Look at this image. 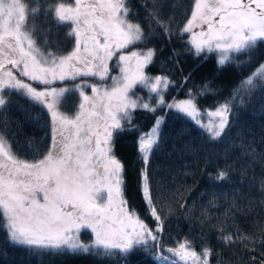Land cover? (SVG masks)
<instances>
[{"label": "snow or ice", "instance_id": "snow-or-ice-1", "mask_svg": "<svg viewBox=\"0 0 264 264\" xmlns=\"http://www.w3.org/2000/svg\"><path fill=\"white\" fill-rule=\"evenodd\" d=\"M40 11V0H0V108L6 105V92H19L47 109L52 130L49 150L33 160L21 159L0 132V227L8 239L37 249L104 256L152 249L159 264H209L210 247L198 253L184 239L174 248H163V209L158 210L154 200L147 167L141 170L140 192L156 228H150L129 208L124 196V165L114 154L113 134L131 124L133 109L156 110L141 97L133 99L132 90L138 84L156 94L157 106L175 108L210 140L220 139L230 126V102L201 111L190 93L188 99L166 104L162 89L168 88V78L145 74L155 50L122 51L145 38L140 24L128 20L127 0H55L46 4L45 16L51 13L58 25H67V35L74 38L73 48L66 54L59 49L42 51L35 23ZM149 16L168 31L156 12ZM181 32L191 35L189 42L197 55L216 53L217 63L224 65L232 61L233 53L250 51L264 42V0H192L190 17ZM48 43L45 36L43 45ZM114 57L118 76H110L109 61ZM109 79L111 84L105 83ZM257 86L264 87V64L241 88L250 93ZM207 88L204 85L201 95ZM72 93L79 95L80 103L75 114L68 115L61 108ZM160 124L158 118L139 138L138 151L145 165L158 145ZM229 178L228 171L216 170L215 180ZM81 230H90L91 243L79 239ZM234 235L247 247L249 237L240 233L219 239L229 245L236 242Z\"/></svg>", "mask_w": 264, "mask_h": 264}, {"label": "trees", "instance_id": "trees-1", "mask_svg": "<svg viewBox=\"0 0 264 264\" xmlns=\"http://www.w3.org/2000/svg\"><path fill=\"white\" fill-rule=\"evenodd\" d=\"M31 3L32 0H29ZM55 0H40L35 18L36 39L42 50L66 54L74 44L67 25H58L43 8ZM34 6V4H33ZM128 20L140 24L145 32L142 43L129 48L155 50L145 73L167 77L163 90L165 103L171 97L191 96L200 110L214 109L230 102V126L220 139L208 134L175 108L153 107L132 110L131 124L113 134V151L124 165V196L150 228L156 221L141 196V170L147 167L157 207L163 209L164 249L177 241L189 240L198 253L212 249L209 264H261L264 261V87L250 93L242 90L244 80L264 64V42L255 49L233 53L232 61L219 65L216 53L196 54L188 33L181 29L191 14L192 0H127ZM156 12L168 31L149 16ZM44 30L43 32L39 30ZM47 37L49 43L43 45ZM60 85V82H56ZM207 85L203 95L201 91ZM33 86L41 87L33 83ZM239 90V95L237 92ZM6 105L0 108V132L21 159L42 158L52 143L51 118L46 108L19 92L5 93ZM75 93L63 101L61 110L73 111ZM161 119L159 142L149 154L147 165L138 151V139ZM217 169L229 172L227 181L214 179ZM2 221V217H0ZM223 230V231H221ZM240 233L245 243L226 245L219 237ZM82 238L89 232L82 230ZM91 243V242H87ZM86 243V244H87ZM163 251V250H162ZM163 254L167 255L166 251ZM152 249L137 248L127 256H104L95 252L71 253L37 249L14 244L0 227V264H159ZM255 257V260L253 259Z\"/></svg>", "mask_w": 264, "mask_h": 264}, {"label": "rangeland", "instance_id": "rangeland-1", "mask_svg": "<svg viewBox=\"0 0 264 264\" xmlns=\"http://www.w3.org/2000/svg\"><path fill=\"white\" fill-rule=\"evenodd\" d=\"M190 17V16H189ZM188 17V18H189ZM199 29H195V31H198ZM188 37H189V40L191 39V35L188 33ZM74 45V44H73ZM193 47V46H192ZM73 48V47H72ZM194 48V47H193ZM72 50V49H71ZM70 50V51H71ZM133 50H144V51H146L147 50V48H134V47H132V48H127V49H124V50H122V51H124V52H130V51H133ZM42 51H44V52H47V51H45V50H42ZM70 51H68V52H70ZM115 61H116V58L114 57L113 58V60L112 61H109V68H110V76H118L119 75V68L118 67H116V63H115ZM147 76H149V77H151V78H154V77H156V76H161V75H150V74H147V73H145ZM162 77H164V76H162ZM26 81H27V78H24ZM89 80H90V82H92V83H95V82H97L95 79H93V78H89ZM27 82H29V83H35V82H31V81H27ZM105 83H108V84H111V79H109L108 81H106ZM55 86H57V87H59L60 85H55ZM41 87H43V86H41ZM163 90L164 89H162V93H163ZM86 91V93L87 94H89V95H91V90L90 89H86L85 90ZM132 95H133V99H135L136 97H141L142 98V100L144 101V102H149L150 104H151V106H154V105H157V98H156V94L155 93H150V90L148 89V88H146V87H143V86H141V85H136L135 87H134V89L132 90ZM150 97H152V99H150ZM189 98V96H183V97H171L169 100H168V102L166 103V104H171V103H174V102H176V101H179V100H184V99H188ZM80 103V97H79V95L78 94H76L75 93V99H74V102H73V111L71 112V113H67V112H65L66 114H68V115H74L75 114V112L77 111V108H78V104ZM215 109V108H214ZM214 109H210V110H214ZM201 111H204V110H201ZM64 112V111H63ZM50 115V114H49ZM206 122V121H205ZM155 125V124H154ZM153 125V126H154ZM152 126V127H153ZM151 127V128H152ZM151 128H150V130H151ZM150 130H148L147 132H145V133H143V134H147ZM143 134H141V135H143ZM140 135V136H141ZM140 138V137H139ZM138 141H139V139H138ZM82 231V230H81ZM85 231H88L89 232V238L88 239H86V238H82L80 235H79V239L82 241V242H84V243H87V242H91L92 240H93V235H92V233L90 232V230H85Z\"/></svg>", "mask_w": 264, "mask_h": 264}]
</instances>
